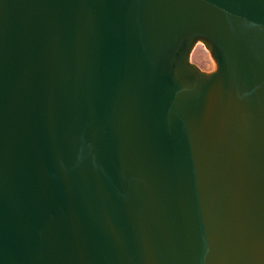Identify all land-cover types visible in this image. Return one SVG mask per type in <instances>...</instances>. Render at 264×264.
Returning a JSON list of instances; mask_svg holds the SVG:
<instances>
[{
    "label": "water",
    "instance_id": "obj_1",
    "mask_svg": "<svg viewBox=\"0 0 264 264\" xmlns=\"http://www.w3.org/2000/svg\"><path fill=\"white\" fill-rule=\"evenodd\" d=\"M0 264H264V0H0Z\"/></svg>",
    "mask_w": 264,
    "mask_h": 264
},
{
    "label": "rangeland",
    "instance_id": "obj_2",
    "mask_svg": "<svg viewBox=\"0 0 264 264\" xmlns=\"http://www.w3.org/2000/svg\"><path fill=\"white\" fill-rule=\"evenodd\" d=\"M187 60L202 73H213L217 67V63L203 39H197L193 43L188 52Z\"/></svg>",
    "mask_w": 264,
    "mask_h": 264
}]
</instances>
